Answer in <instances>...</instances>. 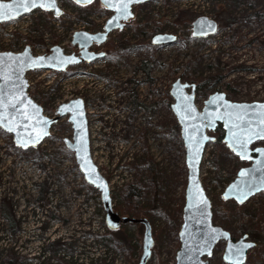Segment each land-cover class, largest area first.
I'll list each match as a JSON object with an SVG mask.
<instances>
[{
  "label": "rangeland",
  "instance_id": "rangeland-1",
  "mask_svg": "<svg viewBox=\"0 0 264 264\" xmlns=\"http://www.w3.org/2000/svg\"><path fill=\"white\" fill-rule=\"evenodd\" d=\"M94 3L96 11L71 0H59L64 11L59 18L38 9L0 26V52L20 53L30 46L33 55L42 56L60 45L66 54L79 53V47L72 44L74 33L103 31L113 14L99 0ZM218 7L225 8V14ZM133 12L135 18L123 30L113 32L107 43L92 50L118 52L121 42L133 48H126L117 59L108 56L65 72H31L27 75L29 93L51 118L57 115L62 103L76 98L85 101L93 158L110 183L114 206L121 204L118 194L122 185L133 183L136 177L129 164L148 159L157 164L162 182L159 207L168 217L155 212L149 220L155 246L148 264H171L175 263L180 245L175 226L182 225L180 210L185 205L188 170L180 129L179 133L171 131L178 124L171 109L173 100L170 104L165 98L170 97L172 85L179 78L197 84L219 77L213 89L198 98L200 109L215 92H225L236 102L264 101V0H150L135 6ZM226 13L238 19L236 25L223 27ZM203 16L215 19L219 30L214 36L195 39L193 22ZM160 34L175 35L177 41L154 46L152 40ZM144 62L153 66L150 75L140 70ZM135 95L141 104L136 109L132 106ZM72 134L68 118L61 119L53 126L50 138L38 148L45 151L38 157L37 149L18 148L22 151L18 153L12 136L0 129V264L11 252L24 257L25 261L19 264H31L29 258L33 254L54 242L61 243L57 259L74 264H86L85 260L91 264H138L143 253L144 226L126 228L132 238L130 252L122 243L103 238L107 227L100 195L83 184L75 156L65 145V139H71ZM258 146L264 147V141L254 145ZM215 152L214 158H220L219 166L216 161L207 164L210 160L207 159L201 174L213 209L218 204L216 197L223 192L219 183H212L214 178L220 172L223 177L235 178L236 172L249 166L224 148ZM142 179L149 183L148 176ZM4 202L13 205L20 228L15 235L7 233ZM150 203V199H143L139 204L147 207ZM238 206L240 213L234 214L237 208L233 204L226 207L231 214L216 211L214 223L228 230L236 240L249 234L257 245L248 253L246 264H264V192ZM242 229L246 232H241ZM126 231L120 230L117 237ZM89 233L94 240L88 237ZM225 248L226 242L221 241L209 264H226ZM53 253L50 252L49 259H53ZM57 259H53V264L58 263Z\"/></svg>",
  "mask_w": 264,
  "mask_h": 264
},
{
  "label": "water",
  "instance_id": "water-1",
  "mask_svg": "<svg viewBox=\"0 0 264 264\" xmlns=\"http://www.w3.org/2000/svg\"><path fill=\"white\" fill-rule=\"evenodd\" d=\"M71 1L81 7H88L96 0H92L88 4H80L76 0ZM99 1L103 8L113 14L106 21L101 32L78 31L74 33L72 44L80 48L79 55L75 53L66 54L60 45L54 46L49 55L42 56L33 55L30 46H27L20 53L0 52V56H10L12 61L16 62L9 61L10 66L4 70L6 76L13 69L16 70L12 77L15 83H7V87L4 89V98L9 103H16L17 109L26 112L30 117V119H22L17 114L16 109L9 108L8 104L5 103L3 105V115L7 117L5 125L11 127L12 131L1 130L12 136L15 147L27 151L39 148L46 139L50 138L53 126L67 117L73 134L71 139H65V145L74 154L78 169L85 182L100 193L108 229L118 231L123 225H143L145 229L143 253L138 264H148L155 246L152 224L147 218L122 216L115 210L110 183L101 173L93 158L90 123L85 101L82 98H76L62 103L57 109V115L51 118L45 114L44 108L29 93L30 84L27 75L31 72L55 71L60 73L83 62L92 63L102 59L105 53L91 51V47L107 43L113 32L123 30L126 23L135 18L133 8L150 0L131 4L129 6L131 16L127 19L118 14L117 8L106 7L104 0ZM111 2L115 4L116 0H111ZM13 3L14 0H0V4ZM38 9L53 13L57 18L64 14L59 6V0H55V9L43 7L30 8L27 11L13 9L11 18L0 20V26L16 21ZM56 10L59 11V15L56 14ZM206 25H211V27H206ZM218 30L219 23L215 19L203 16L193 22L192 36L195 39H205L214 36ZM176 41L177 36L175 35L160 34L153 38L152 43L155 46H167ZM40 58H44L42 62ZM5 83V80H0V84ZM197 88L196 83H185L179 78L173 83L170 90V97L173 100L171 109L180 127L188 170L183 221L179 231L180 248L177 251L174 264H209V259L212 258L216 246L221 241L226 242L223 255V261L226 264H246L248 253L257 244L250 240L249 234L234 240L228 230L214 223L213 203L201 179L202 164L208 145L216 141L210 132L214 133L221 125L225 132L224 143L227 148L240 161L250 163L249 166L238 171L235 180L228 185L222 194V198L225 201H234L238 205H245L250 199L264 192V147H254L256 143L264 141V136L257 135L264 127V124L260 123L261 118L264 117L260 106H264V101L236 102L230 100L225 92H215L208 97L204 107L200 109L197 105ZM72 105H77V107L72 108L71 111H61ZM245 107L248 109L247 112L243 110ZM237 117L241 119H237ZM37 121H47L48 123L45 126L43 123H37ZM242 121H246L248 124L245 125ZM45 131L47 134L33 144V137ZM234 133L236 134L235 137ZM237 137L247 141V143L243 147L236 143V146L233 147ZM81 142L83 143L81 144ZM241 172L246 173V175L241 176ZM249 185L253 189L259 190L253 191L243 199V202H240L241 191H248ZM212 236H215V239H211ZM241 245H244L242 251L240 250ZM248 245L251 247H247Z\"/></svg>",
  "mask_w": 264,
  "mask_h": 264
},
{
  "label": "trees",
  "instance_id": "trees-1",
  "mask_svg": "<svg viewBox=\"0 0 264 264\" xmlns=\"http://www.w3.org/2000/svg\"><path fill=\"white\" fill-rule=\"evenodd\" d=\"M98 1V0H97ZM99 3V2H98ZM85 9H90L91 11H96L97 8V4L93 3L92 5H90L89 7H84ZM219 12L221 14H225L226 10L223 7H218ZM225 16V15H224ZM54 19H56L55 17H52ZM224 26L223 27H232L234 25L237 24L238 19L236 18H232L229 16L228 13H226L225 19L222 21ZM5 25V24H3ZM1 25V26H3ZM222 27V28H223ZM121 48L125 49V48H133L134 46L129 45L128 43H124L121 42ZM111 56H115L118 55V53H114L111 52L110 53ZM152 65L144 62L141 67L140 70L143 71L145 74L150 75L151 73V69H152ZM243 70H252V68H241ZM39 72V71H38ZM219 77H211L208 80H202L200 82L197 83L198 85V91H197V95L198 98L199 97H203L204 95H206L211 89H213V87L217 84V82L219 81ZM165 100L167 102H169L171 104V98H165ZM132 106L136 109L139 106H141V104L138 103V98L137 95H135L133 101H132ZM173 116V115H172ZM174 118V117H173ZM179 125L175 124L174 126L171 127V131H173L174 133H179ZM224 135L225 132L222 128V126L220 125L218 127V129L213 133V137L216 138V141L213 142V146L215 147L216 150L220 151L222 148H224L230 155H232L233 153L227 148L226 144L224 143ZM15 150L18 153H22V151H20L18 148L14 147ZM45 151L38 149L35 150V154H38V157H41L44 154ZM220 158H216L214 161H216V166H219V164L217 163V161L219 162ZM129 167L131 168V170L136 172V177L134 178L133 183H125L122 185L121 187V191L118 194V198L121 201V204L116 207L115 206V210L122 216H129L132 218H147L149 220L152 219L153 214H155V212H160L161 215L168 217L165 214V211L163 209H160V189L162 187V182L159 181V168L157 166V164H155L153 162L152 159H148L146 162L140 163V164H129ZM41 168L45 169V166H41ZM221 170V169H220ZM143 176H148L149 178V183H146L142 178ZM234 176H237V172L235 173ZM221 178V172L219 174V176L215 177L213 181H220ZM226 181H228V183L234 180V177L231 178H227L225 179ZM83 184L87 186V188L91 191V192H96L98 193L97 190L93 189L91 186H89L84 180H83ZM42 187L45 189V185H42ZM43 193V192H42ZM41 193V196L43 195ZM152 195V196H151ZM151 196V198H150ZM43 199V197H40V200ZM143 199H150L151 201V206L149 207V205L147 207H142L140 206V202ZM212 201V200H211ZM216 202L217 207H214L213 212L214 215H216V211H220L221 213H228L231 214L232 211L231 209H226V207H229L230 204H233L237 209H235L234 214L235 213H240L241 212V207H239L234 201H225L222 198V194L218 195L216 197ZM213 203V201H212ZM2 211H3V215L4 218L7 220L8 222V229H7V233L11 235H15L19 230V224L16 220V214L13 210V205L11 204H7L6 202L2 203ZM100 213H102L100 211ZM180 215L183 221V210H180ZM169 219V218H168ZM182 224V223H181ZM104 225H105V221H104ZM141 227V229L143 228V225H135V224H128V225H123L118 231H113L110 229H107L106 231V235H104V239L109 240L111 243H115L118 244V242L122 243L125 247V249L130 252L131 251V242H132V238L129 236L128 232L126 231V228L129 227ZM181 225H176L175 226V231L176 234L178 235L179 233V229H180ZM124 229L123 232V236L117 237L120 232V230ZM241 232H246L244 229L241 230ZM250 234L253 236V233L250 232ZM257 238V237H256ZM61 247V243L60 242H54L53 244H51V251H54L52 257L53 259H57L56 255L59 253L57 252L58 249ZM180 245L178 246L179 250ZM156 249V248H155ZM69 251L72 252L71 248H68ZM8 252V251H7ZM60 255V254H59ZM53 259H45L42 260L40 262V264H53L52 260ZM25 261L24 257H18L16 255V253H9L8 256L6 257V260L2 263V264H19L20 262ZM58 263L57 264H74L71 261H68L66 259H57ZM140 261V260H139ZM1 263V262H0ZM139 263V262H138Z\"/></svg>",
  "mask_w": 264,
  "mask_h": 264
},
{
  "label": "snow or ice",
  "instance_id": "snow-or-ice-1",
  "mask_svg": "<svg viewBox=\"0 0 264 264\" xmlns=\"http://www.w3.org/2000/svg\"><path fill=\"white\" fill-rule=\"evenodd\" d=\"M77 3L80 4H88L91 3L92 0H76ZM142 2V0H116V3H112L111 0H104V4L106 7H115L117 8L118 14L127 19L131 16V13L129 11V6L133 3H139ZM36 7H43V8H52L55 9V0H14L13 4H0V20H3L5 18H11V11L13 9H20L22 11H27L30 8H36ZM56 14L59 15V11L56 10ZM112 22L110 21V24ZM206 27H211V25H206ZM44 58H40V61L42 62ZM9 61H12V58L10 56H0V80H5V84H0V129H4L7 131H12L11 127H7L5 125V121L7 120V117L3 115L4 108L3 105L5 103L8 104L9 108L16 109L17 114L22 118V119H30L28 114L24 111H20L17 109L16 103H9L5 100L4 98V89L7 87V83H12L14 84L15 81L13 80V76L15 75L16 70L13 69V71L9 74H5V68L10 66L8 64ZM12 63H16L15 61H12ZM77 107V105H72L71 107H68L66 109H62L61 111H71L72 108ZM261 112L264 113V106H260ZM245 112H247V108H243ZM35 115V113H33ZM237 119H241L240 117H237ZM245 123V125L248 124L246 121H242ZM37 123H43L45 126L47 125V121H37ZM261 124H264V117L261 118L260 120ZM239 127V125H237ZM46 131L42 132L40 135L34 136L32 139V143L38 142L40 139L43 138V135H46ZM257 135L264 136V127L261 128L260 133H257ZM236 134L234 133V137ZM83 142H81L82 144ZM236 143H239L241 147L244 146L247 141L240 140L238 137L236 138L235 143L232 145L233 147L236 146ZM199 147V145H197ZM243 158V157H242ZM83 159V157H82ZM246 175V173L241 172V176ZM102 184V182H101ZM106 191V188L104 189ZM259 190V189H253L251 185L248 186V191H241V200L240 202H243V199L246 198L249 194H251L253 191ZM227 198V197H226ZM105 199H107V196H105ZM114 227V225H113ZM211 239H215V236H212ZM247 247H251V245H248ZM244 245H241V251L243 250ZM210 254V253H209Z\"/></svg>",
  "mask_w": 264,
  "mask_h": 264
},
{
  "label": "built area",
  "instance_id": "built-area-1",
  "mask_svg": "<svg viewBox=\"0 0 264 264\" xmlns=\"http://www.w3.org/2000/svg\"><path fill=\"white\" fill-rule=\"evenodd\" d=\"M211 150H213V151H211ZM216 152H215V147L213 146V145H209L208 147H207V150H206V153H205V156H204V159H203V162H205V160H207V159H210V160H208L207 161V164H211V163H213L214 162V160H215V154ZM213 169V168H212ZM221 180L220 181H212V183H216V184H220L221 186H222V188H223V191H224V189L227 187V185H228V181H226L225 179H227L228 177H223L222 176V174H221ZM106 231H107V228H106ZM88 237H91V239L92 240H94V236L92 235V234H90L89 233V236ZM101 239V238H100ZM98 242H99V244L101 245V243H100V241L98 240ZM95 246H97V243H93ZM84 249V248H83ZM85 250V249H84ZM98 249L96 248V251H97ZM50 250L49 249H47V248H44L43 250L41 249V251L40 252H38V254L36 255V254H33V256H31V258H29V261L30 262H32L31 264H40V262L42 261V260H47V258H48V255L50 254ZM177 253V252H176ZM84 256H85V254H84ZM176 257V256H175ZM83 261V260H82ZM52 262H53V260H52ZM85 263L86 264H91V262L89 261V260H85ZM171 264H174V263H171Z\"/></svg>",
  "mask_w": 264,
  "mask_h": 264
},
{
  "label": "flooded vegetation",
  "instance_id": "flooded-vegetation-1",
  "mask_svg": "<svg viewBox=\"0 0 264 264\" xmlns=\"http://www.w3.org/2000/svg\"><path fill=\"white\" fill-rule=\"evenodd\" d=\"M127 24H128V23H126V26H127ZM126 26H125V27H126ZM103 29H104V28H103ZM100 32H101V31H100ZM153 45H154V44H153ZM97 46H98V45H95V46H93V47H97ZM154 46H155V45H154ZM98 47H99V46H98ZM121 49H122V48L120 47V50H119L118 52L112 50L114 53H115V52L118 53V55H115V56H111V55H110V53H111L112 51H109V52H107V53L104 52V53H105V56H104L102 59H105V58H107L108 56L111 57L112 59H117V58H119V57H120V54H122V52H123L126 48H125V49H122V50H121ZM90 50H91V51H94V50H92V47H91ZM94 52H96V51H94ZM96 53H99V52H96ZM75 54H77V55L80 54V48H79V53H75ZM99 60H100V59H98V60H96V61H99ZM96 61H94V62H92V63H95ZM92 63L83 62V63L79 64V66L82 67V65H84V64H92ZM197 91H198V88H197ZM197 96H198V95H197ZM85 104H86V103H85ZM86 109H87V107H86ZM249 165H250V163H249ZM246 167H247V166H246ZM207 190H208V189H207ZM207 190H206V191H207ZM81 193H82V192H79V193H78L80 197L82 196ZM213 215H214V212H213ZM42 230H43V231H46V228L43 227ZM244 235H245V234H244ZM244 235H243V236H244ZM243 236H242V237H243ZM249 236H250V235H249ZM242 237H241V238H242ZM40 238H41V237H40ZM41 240H42V238H41ZM43 240H46V239H43ZM234 240H236V239L234 238ZM250 240H251V239H250ZM216 247H217V246H216ZM46 248L49 249L50 251H51V249H52V248H51V245H49V247H46ZM81 249L84 251L83 248H81ZM215 249H216V248H215ZM214 251H215V250H214ZM224 252H225V251H224ZM80 254H81V256H84L83 253H80Z\"/></svg>",
  "mask_w": 264,
  "mask_h": 264
}]
</instances>
